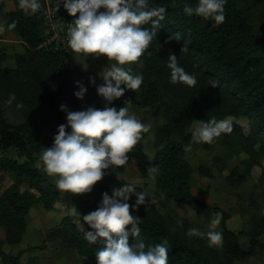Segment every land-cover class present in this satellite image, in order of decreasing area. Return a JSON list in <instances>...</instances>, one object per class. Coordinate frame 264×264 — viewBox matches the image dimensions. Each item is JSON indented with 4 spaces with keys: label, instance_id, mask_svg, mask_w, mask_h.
<instances>
[{
    "label": "trees",
    "instance_id": "obj_1",
    "mask_svg": "<svg viewBox=\"0 0 264 264\" xmlns=\"http://www.w3.org/2000/svg\"><path fill=\"white\" fill-rule=\"evenodd\" d=\"M152 2L164 5L166 15L161 21L157 36L139 60L144 64L140 72L143 74V81L139 88L126 89L121 97L113 101L118 103L129 99L131 103L144 105L156 100L163 101L165 96L174 100L173 105L167 106L169 121L159 128V134H165L166 140L157 149L154 160H150L144 149L137 144L129 151L128 156L136 161L142 175L154 176L156 184L166 194L179 203L189 202L201 208L204 202L192 194V167L180 155L184 146L182 142L173 139V133L181 124L193 118L207 120L215 116L221 119L229 115L249 118L251 126L248 132L240 124L233 122L231 132L221 133L215 139L239 145L248 154L244 159V173L250 172L252 166L260 162L259 158L264 156V56L250 55L246 50L248 38L252 37L249 32L240 37H210L211 26L203 17L183 12L185 0L180 6L175 5L177 0ZM14 4L15 10L9 12L7 24L14 22L12 28L25 40L27 47L24 52L16 54L15 66L0 65V88L8 95L14 94L16 99L25 104L47 109L65 123L66 111L59 107L62 102L65 103L64 98L70 101L74 110L81 109V98L74 94L79 85L70 74L69 54L40 46L44 33L43 0H40V8L33 14L25 12L18 0H14ZM4 6L5 0H0V10ZM62 11L68 17L78 14H70L67 9ZM174 32L180 33L179 39L165 40V37ZM183 45L186 51L182 53ZM170 52L178 56V63L186 71L195 73L194 85L170 81V69L167 67ZM199 53L204 55L207 63L204 71L200 69ZM132 71L135 73L136 67H132ZM82 83L87 87L84 97L90 93L99 95L95 85H88L84 81ZM45 145L49 144L43 140L35 121L30 119L12 123L5 117L0 105V168L23 178L29 185L26 189H21L18 183L5 188L0 185V221L7 225L6 240L9 243L19 242L26 228V215L34 205L42 203L50 207L56 201L64 200L83 215L98 206L103 191L107 190L112 194V187L121 185L109 166L90 192L70 194L61 191L36 164ZM11 147H16L26 159L21 161L10 156L7 151ZM149 168H154L155 172L150 173ZM116 169L123 170L124 166H117ZM259 183L264 192V167ZM89 195H93L94 199H90ZM134 201L135 194L129 198L130 205ZM213 209L224 218L228 216L216 205ZM130 211L140 216V238L146 244L168 239V264H222L220 260L209 256V251L197 236L189 239L183 229L157 216L151 202L147 207L145 204L137 209L130 207ZM63 224V241L78 246L82 254L92 258L93 263L97 264L95 249L102 245L90 244L84 238L83 232L89 226L83 220L77 224L68 216L63 219ZM125 227L130 228L131 224ZM223 239L227 250L235 257L252 255L256 246H259L257 236L253 235L249 248L243 249L238 243L237 234L226 226ZM133 240L130 233L129 242ZM2 256L4 261L18 264V255Z\"/></svg>",
    "mask_w": 264,
    "mask_h": 264
},
{
    "label": "rangeland",
    "instance_id": "obj_2",
    "mask_svg": "<svg viewBox=\"0 0 264 264\" xmlns=\"http://www.w3.org/2000/svg\"><path fill=\"white\" fill-rule=\"evenodd\" d=\"M183 2L184 0H177L175 5L180 6ZM190 2L194 4L195 0ZM57 3L58 0H43L44 21L48 13L55 11L63 17L62 19L66 18L67 21L72 22L74 16H66L62 11L66 9L63 3L61 2L58 7ZM12 10H15L14 0H5V6L0 10V23L7 25L8 14ZM204 21L211 26L210 37L221 35L224 38L240 37L249 32L252 37L248 38L246 50L250 55L264 56V0H227L225 20L222 23L216 24L207 19ZM42 28L46 34L48 25L44 24ZM26 47L25 40L15 29L6 28L5 32L0 33V65L15 66L16 54L24 52ZM68 53L69 69L73 79L95 86L102 82L100 73L107 64L106 54L87 56L72 49ZM199 64L201 71H204L207 63L204 55L200 53ZM132 67H136V72H141L144 64L142 61H137L133 62ZM90 77L95 78V83L90 82ZM125 100L111 103L119 108L123 106ZM162 100L144 105H137L129 100L127 102L129 111L149 125L137 145L144 149L150 160H154L157 149L165 144V134H159V128L169 121L170 112L167 106L174 104V100L168 96ZM64 102L70 110H74L67 98H64ZM90 104L102 108L104 98L96 93L81 98V108ZM0 105L5 117L12 123L30 119L35 121L43 140L49 145L53 141L54 133L58 131L57 125L64 123L58 115L40 106L25 104L14 95H8L1 88ZM227 118L240 124L244 131H249L251 126L249 118L234 115H229ZM199 121V118H193L181 124L173 133V139L183 143L184 147L180 155L192 167V194L196 199L204 202L203 207L197 208L189 202L179 203L166 194L158 187L154 176L142 175L134 159L129 158L123 165V170L116 168L114 170L111 167L114 171L112 174L119 184L132 182L137 184L138 190L144 189L154 197L151 203L156 215L185 232L189 226L207 231L212 219H218L215 230L222 233V239L226 226L237 234L238 243L243 249L249 248L253 235H256L259 241V246H256L252 255L235 257L227 250L224 239L217 247L209 246L206 238L197 236L209 251L210 257L220 260L222 264H264V192L259 183L261 170L264 167V156L259 158L260 162L253 165L250 172L244 173V159L248 154L239 145L224 143L215 138L212 143L191 140V129L197 126ZM186 145L190 147H185ZM7 153L21 161L26 159L25 155L19 154L16 147H11ZM36 164L54 182V178L44 171L40 158ZM12 183H18L21 189L29 187L28 182L23 178L0 168L2 188ZM89 198L94 199V196L89 195ZM215 205L228 216L224 218L215 212L213 209ZM66 216L79 224L83 215L64 200H58L50 207L42 203L34 205L26 215V228L17 243H9L6 240L7 225L0 221V264H10L3 260L2 254L18 255V264H94L92 258L82 254L78 246L63 241L62 234L65 230L63 219ZM177 220H182L183 223L178 224Z\"/></svg>",
    "mask_w": 264,
    "mask_h": 264
},
{
    "label": "clouds",
    "instance_id": "obj_3",
    "mask_svg": "<svg viewBox=\"0 0 264 264\" xmlns=\"http://www.w3.org/2000/svg\"><path fill=\"white\" fill-rule=\"evenodd\" d=\"M61 2L70 14L78 13L67 29L70 48L87 56L106 54L107 64L100 73L102 82L96 85L97 93L104 98V106L90 104L79 110H70L62 102L59 107L66 111V122L57 125L58 131L54 133L51 145L41 149L40 160L58 189L70 194L86 193L105 175L109 166L115 170L125 164L129 151L149 127L129 111V99L119 108L111 102L121 97L126 89L140 87L143 74L134 73L132 64L140 60L157 36L166 8L152 0H58L57 7ZM226 2L195 0L193 4L185 0L183 12L197 14L219 24L225 20ZM18 3L25 12H35L41 6L40 0H18ZM13 26L14 22L0 23V33ZM172 38L179 39L180 33H171L165 40ZM181 51H186L185 45ZM177 57L172 52L167 57L170 81L194 85L195 73L186 71ZM90 82L95 83V78L90 77ZM75 83L79 88L74 90V94L84 97L86 85L80 80ZM232 128L230 118L212 116L207 120L200 119L199 124L191 129V140L212 143L215 137L231 132ZM148 171L153 173L155 169L149 168ZM136 186V183L124 182L113 186L112 194L103 191L98 206L83 214L82 220L89 226L83 232L84 238L90 244L102 245L95 249L97 264H168L167 238L148 244L140 238V216L130 211V207L137 209L141 204L147 207L154 197ZM133 194L135 201L130 205L129 198ZM146 197L150 199L146 200ZM129 223L131 227L126 228ZM177 223L182 224L183 221L177 220ZM217 223L218 219H212L207 231L189 226L186 235L206 238L209 246L218 247L223 239L222 233L215 230ZM130 233L134 237L131 243Z\"/></svg>",
    "mask_w": 264,
    "mask_h": 264
},
{
    "label": "built area",
    "instance_id": "obj_4",
    "mask_svg": "<svg viewBox=\"0 0 264 264\" xmlns=\"http://www.w3.org/2000/svg\"><path fill=\"white\" fill-rule=\"evenodd\" d=\"M62 18L55 11L47 14L44 24L48 25V32L43 34L40 46L69 54L71 48L67 43V29L70 21Z\"/></svg>",
    "mask_w": 264,
    "mask_h": 264
}]
</instances>
